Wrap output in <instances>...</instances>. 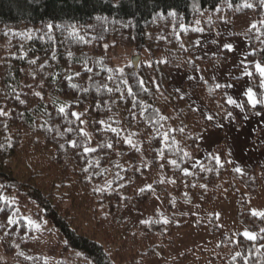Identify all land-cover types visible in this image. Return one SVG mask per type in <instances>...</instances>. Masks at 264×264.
<instances>
[{
    "label": "trees",
    "instance_id": "trees-1",
    "mask_svg": "<svg viewBox=\"0 0 264 264\" xmlns=\"http://www.w3.org/2000/svg\"><path fill=\"white\" fill-rule=\"evenodd\" d=\"M248 15L256 18V27L231 37L246 40L249 81L259 99L264 89L254 64L264 65L261 0H0V110L5 113L0 116V247L10 258L0 264H139L130 251L137 244L142 256L162 262L173 232L193 219L172 215L174 206L202 201L211 217L194 220L195 227L220 235L213 207L229 201L231 192L238 198V221L256 239L220 235L214 250L190 252L180 262L264 264V218L246 211L236 185L255 194L264 182L262 170L237 172L223 127L171 89L176 75L194 76L197 83L181 80L182 89L220 124L231 114L238 130L244 116L264 114V107L253 108L241 96L240 116L227 103V88L214 87L210 75L224 68L229 51L219 49L210 59L197 56L214 46L200 40ZM118 47L146 58L121 72L108 58ZM129 88L134 95H128ZM212 132L219 139L203 149L202 137ZM85 147L95 151L86 153ZM27 151L39 155L21 159ZM25 160L32 163L22 168ZM157 175L171 181V193L157 180L150 190H137L141 179ZM153 193L163 214L133 227L124 237L128 241L112 245L101 238L124 208L144 212ZM29 220L55 236L53 246L43 245L44 234Z\"/></svg>",
    "mask_w": 264,
    "mask_h": 264
},
{
    "label": "rangeland",
    "instance_id": "rangeland-1",
    "mask_svg": "<svg viewBox=\"0 0 264 264\" xmlns=\"http://www.w3.org/2000/svg\"><path fill=\"white\" fill-rule=\"evenodd\" d=\"M257 20L253 15H248L245 17L238 18L235 20L233 25L225 26L219 29V35L216 37H209L200 40L199 44H203L206 41L214 42V46L205 50L200 51L197 56L210 59L216 57L218 55L219 49H224L223 45L232 44L233 51L229 52V56L227 59V63L222 70H218L217 68L213 69L210 79L216 84L220 83L222 85H232V87H226L228 91V96L233 97L240 104L241 96H244L247 100V97L244 95L247 88L251 87L248 76L243 74L244 64L245 62V46L246 40L244 38H233L231 37L235 33L245 32L248 29L252 28L251 25H256ZM108 58L113 63V66L118 70H124L126 67L130 65V63L138 62L146 58V55L143 53L138 55L137 52L133 48H115L108 53ZM243 61V63H242ZM180 77V76H179ZM239 77V78H238ZM181 78V77H180ZM236 78L237 82L232 83L230 81H226V79ZM183 80H191L189 82L194 81V76H182ZM181 79V80H182ZM180 82L176 81V83L171 84V89L182 99H184L193 109L197 112L202 113L207 119L209 113L202 104H200L194 97L187 94L179 85ZM236 113L241 115V108L231 105ZM205 109L206 111H204ZM210 114V113H209ZM208 115V116H207ZM211 115V114H210ZM212 119L209 122L213 125L217 124L220 127H223V132L225 136V143L233 132L231 131L232 125L234 123L232 115H227L226 122L222 125L220 124L212 115ZM243 118V117H242ZM252 127V123L248 122L246 124L245 133L249 128ZM247 134V133H246ZM217 135L212 132L205 137V140L202 143V148H208L210 145L214 146L217 141ZM30 151V150H29ZM27 151L26 154L22 156L21 159H33L35 155H39L38 152ZM239 158V157H237ZM231 161V160H230ZM22 168L26 167L27 164H31V160H25L24 162H20ZM45 164V163H44ZM232 167L234 169L238 168L236 166V161L232 162ZM47 167H43L40 169V172L43 174L47 170ZM264 175V170L262 171ZM259 177V176H258ZM160 181L163 187L168 190L170 193L172 192V184L171 181H162V179L157 175L154 179L151 177L141 179L137 184V190L141 189H151L154 181ZM164 180V179H163ZM237 188L241 194L244 195V201L247 205L246 211H249L251 214L255 212H264V182H260L258 184L257 190L255 194L249 193L247 188L243 186L241 183L236 182ZM152 199L150 203L147 205V208L142 213H136L129 208H124L120 216L116 219L112 220L110 224L111 228H107L102 239H105L109 243L114 245L115 242L120 244L122 240L128 241V238L124 237L129 235L133 229V227L138 224H146L144 221L149 222L154 217L159 214H163L165 209L163 208L161 202L157 194L153 193ZM230 200L227 202L218 201L214 204L213 213L216 219V225L220 229V235H228V236H244L245 232L250 233L246 228L238 221L237 219V194L231 192L229 196ZM101 208H99V211ZM172 215L177 217H192L193 219H188L184 223V225L175 230L172 235L173 244L165 250L164 261L160 262L157 257H144L141 254L140 245H132V256H136L139 260V264H197L196 261H184L180 262V258L190 252H194L199 255L202 252L212 251L219 244L220 235H214L209 232L207 228L198 229L195 227L194 220L201 221H209L211 217V213L209 210L203 208L202 201H196L192 204H178L175 205L172 211ZM27 217V216H26ZM34 223L33 220H29V222ZM35 227L37 226L34 223ZM38 225V230H39ZM41 233L44 234L43 238L46 239L43 244L46 248L53 246L55 243V236L50 233L48 229H45ZM116 233V234H115ZM134 233V232H133ZM252 234V233H250ZM105 235V236H104ZM253 235V234H252ZM245 237V236H244ZM246 238V237H245ZM133 240V239H131ZM49 243V244H48ZM130 255V254H129ZM129 255L127 257H129ZM0 261H10V258L6 257L2 249L0 247Z\"/></svg>",
    "mask_w": 264,
    "mask_h": 264
},
{
    "label": "crops",
    "instance_id": "crops-1",
    "mask_svg": "<svg viewBox=\"0 0 264 264\" xmlns=\"http://www.w3.org/2000/svg\"><path fill=\"white\" fill-rule=\"evenodd\" d=\"M182 76L188 77V75L185 74H178L175 77L174 83H176V81H179L180 82L179 85H181ZM226 81H229V79ZM230 82L235 83L234 81H230ZM190 83L196 84L197 79L195 78L194 81ZM227 97H228V93H227ZM203 110L206 111L205 109ZM207 114L211 116L209 113ZM248 122L252 123V127L248 129L246 134L245 129H246V124ZM215 126L219 128L217 124H215ZM231 131L233 132V134L226 142V149L230 160L232 162L236 161V166L238 167L236 169H240V171L244 172L256 166L263 171L264 170V114L255 115L252 117L244 116L242 128L240 130L235 129L233 123ZM205 137L206 136L202 137L200 144L203 143Z\"/></svg>",
    "mask_w": 264,
    "mask_h": 264
},
{
    "label": "snow or ice",
    "instance_id": "snow-or-ice-1",
    "mask_svg": "<svg viewBox=\"0 0 264 264\" xmlns=\"http://www.w3.org/2000/svg\"><path fill=\"white\" fill-rule=\"evenodd\" d=\"M261 4L264 5V0H261ZM245 7H249L250 8V7H252V5L248 4V5H245ZM49 27H51V26H49ZM251 27L252 28H255L256 25L253 24V25H251ZM195 31H202V29H195ZM223 48L225 50L229 51V52L233 51V45L232 44H225V45H223ZM250 54H253L254 55L255 53H250ZM32 63H35V61H32ZM242 63H243V61H242ZM254 68H255V72L260 77V87L262 89H264V65H261L260 63L257 62V63L254 64ZM86 71L91 72V69H87ZM109 71H111V70L109 69ZM120 71L122 72V70H120ZM243 74L245 76H248V77H251L253 75V73L251 71H249V66L246 63L244 64ZM68 79L71 80L72 77H68ZM125 83H126V81H125ZM141 86H143V82H141ZM71 87L76 88L77 86L73 84V85H71ZM214 87L216 89H219V88H222V87H232V85H230V84L229 85H222L220 83H216ZM108 91L111 92L112 89L109 88ZM210 91H211V89H210ZM128 95L129 96L134 95L132 89H130V88L128 89ZM244 95L247 97V103L249 105H251L253 108H256L257 105H260V106L264 107V96H262L261 98L257 99L256 94L253 92V90H252L251 87L247 88V90L245 91ZM36 96L39 97L40 96V93L37 92L36 93ZM20 103L23 104L24 101L21 100ZM227 103L230 104V105H234L236 107H239V108H242L243 107L241 104H238L237 101L235 99H233V97H231V96H228L227 97ZM58 110H59L60 113H64L65 112V108L63 106H61ZM2 115H5V113L3 112V110H0V116H2ZM71 115L74 116L77 120L80 119L79 114H77L75 112L71 113ZM229 115H231V114H229ZM257 115H259V112H257ZM163 119H164V117L161 115V116L158 117L157 122H159V120H163ZM208 119L211 120L212 117L209 116ZM101 123H103V121H101ZM110 131L113 132V133H115V134H117V135H119L118 130L116 128H111ZM181 131H183V130L181 129ZM81 135L87 137V133L86 132H81ZM163 139L165 141H167L168 140V135L167 134H164ZM126 142L129 145H132V140L131 139H128ZM173 143H174V141H173ZM72 146L73 147H76L77 145H76L75 142H73L72 143ZM108 147L110 148L112 146L111 145H108ZM84 151L86 153H90V152H94L95 149L94 148H91V147H85L84 148ZM187 155H188L187 153H184V156H187ZM215 159H216V163L219 164L220 163L219 158H215ZM169 163L172 164V165H175L176 164V160H171V161H169ZM236 171L239 172L240 169H236ZM184 174L185 175H189V173L187 171H185ZM142 191H143V189H142ZM0 199H2V197H0ZM252 215L259 216L261 218H264V212H255L254 211L252 213ZM9 223H14V221L9 220ZM30 223H31V221H30ZM144 223H148V222L147 221H144ZM164 223H167V220H165ZM36 227H38V225ZM244 236L247 239H249V240H255L256 239L255 236H253L252 234H250L248 232H245L244 233Z\"/></svg>",
    "mask_w": 264,
    "mask_h": 264
},
{
    "label": "water",
    "instance_id": "water-1",
    "mask_svg": "<svg viewBox=\"0 0 264 264\" xmlns=\"http://www.w3.org/2000/svg\"><path fill=\"white\" fill-rule=\"evenodd\" d=\"M133 65H136V62H134Z\"/></svg>",
    "mask_w": 264,
    "mask_h": 264
}]
</instances>
